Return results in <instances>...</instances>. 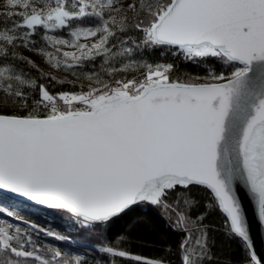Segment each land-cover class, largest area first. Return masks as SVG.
I'll list each match as a JSON object with an SVG mask.
<instances>
[{
  "label": "snow or ice",
  "instance_id": "6c2138e0",
  "mask_svg": "<svg viewBox=\"0 0 264 264\" xmlns=\"http://www.w3.org/2000/svg\"><path fill=\"white\" fill-rule=\"evenodd\" d=\"M4 7L0 264H87L86 253L42 249L40 234L94 251L97 264H171L173 255L177 264H206L213 242L194 189L223 216L245 264H264L241 196L264 227V0H5ZM128 31L139 38L118 35ZM157 48L193 63L214 58L215 66L181 77L173 63L134 58ZM81 78L86 86L75 83ZM137 208L157 213L178 236L175 253L134 252L128 230L109 238L108 226ZM41 209L70 217L88 235L74 241L21 214Z\"/></svg>",
  "mask_w": 264,
  "mask_h": 264
},
{
  "label": "trees",
  "instance_id": "16d2710c",
  "mask_svg": "<svg viewBox=\"0 0 264 264\" xmlns=\"http://www.w3.org/2000/svg\"><path fill=\"white\" fill-rule=\"evenodd\" d=\"M5 0H0V11H8L9 9L4 7ZM18 19V17H14ZM7 17L0 16V27L4 26V22ZM11 21H8L10 26ZM59 35H64V33H58ZM121 38L135 37L139 38V33L135 31H128L125 33H118ZM115 42V41H114ZM175 49L167 48H157L151 51L145 49L143 52L137 51L135 54L136 59H147L150 62H165L173 63L175 65L174 76L183 77L185 74L193 75H204V68L206 66H215L214 58L209 59H197L195 63L192 61L185 60L183 54L173 55ZM28 54V53H26ZM97 70H99V65L101 63L100 58L95 62ZM117 67L120 66L121 59L118 58L114 62ZM41 68L45 72H49L53 75H57L58 78L67 77L68 80L72 79L71 75L66 73H54L49 67L42 64ZM90 67H86L85 71H91ZM64 75V77H60ZM117 77L125 75L124 73H117ZM128 75H132L129 73ZM71 76V78H70ZM49 86L52 88L57 87L54 83L48 82ZM77 85L85 83L82 80H75ZM66 89L70 88V85L64 86ZM193 196L200 201V212H207V220L205 223L209 226V238L212 241V255L213 259L206 264H245V256L243 250L241 249L240 242L235 238H229L227 235V229L225 226L223 216L212 207H209L210 201L207 195L201 190L194 189ZM10 199H5V203H10ZM25 219L30 223H35L40 227H50L53 230L62 231L64 234L70 235L74 241H79L85 238L88 233L83 232L77 228L73 220L68 216L51 215L47 210H38L34 213L31 211L21 213ZM195 215V212H193ZM14 224L19 223L17 221ZM19 226L22 230L27 229L28 225L20 223ZM126 230L129 231L131 240L128 243L131 250L137 253H142L148 256L164 255L165 253L161 250L165 247H170L172 252L175 253L178 244V236L167 229L163 220L155 212H150L145 208H137L129 212L126 216L112 222L108 226V236L110 239L116 237L117 235L124 233ZM36 243L43 248L46 246L59 247L63 252L68 255L76 254H87V264H97L99 257L97 254L83 247H79L76 243L72 241L60 242L54 241L51 238L40 234L38 237L34 235ZM94 240L95 237H92ZM116 264H121L119 259L116 260ZM171 264H177V259L173 255L171 257Z\"/></svg>",
  "mask_w": 264,
  "mask_h": 264
},
{
  "label": "water",
  "instance_id": "95a60500",
  "mask_svg": "<svg viewBox=\"0 0 264 264\" xmlns=\"http://www.w3.org/2000/svg\"><path fill=\"white\" fill-rule=\"evenodd\" d=\"M242 202L245 205V214L249 225L250 236L253 241V248L258 255L264 256V227H262L257 219L256 211L252 207L244 193H241Z\"/></svg>",
  "mask_w": 264,
  "mask_h": 264
},
{
  "label": "rangeland",
  "instance_id": "374dc122",
  "mask_svg": "<svg viewBox=\"0 0 264 264\" xmlns=\"http://www.w3.org/2000/svg\"><path fill=\"white\" fill-rule=\"evenodd\" d=\"M87 42L90 43L91 41L89 40V41H87ZM28 55H32V54H31V53H28ZM33 59H36L38 63L40 62L38 57L33 56ZM40 66H42V64H41ZM60 77H64V75H62V76H60ZM70 78H71V76H70ZM72 79H74V78L72 77ZM80 80L84 81L85 83H88L86 80H83V78H81ZM10 231H11V230H10Z\"/></svg>",
  "mask_w": 264,
  "mask_h": 264
}]
</instances>
